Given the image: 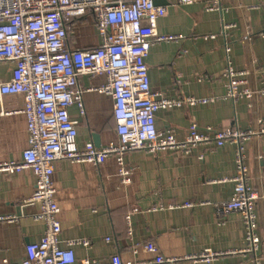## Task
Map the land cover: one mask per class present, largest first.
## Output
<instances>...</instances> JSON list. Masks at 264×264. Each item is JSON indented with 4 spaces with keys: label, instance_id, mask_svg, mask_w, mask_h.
I'll return each instance as SVG.
<instances>
[{
    "label": "crops",
    "instance_id": "1",
    "mask_svg": "<svg viewBox=\"0 0 264 264\" xmlns=\"http://www.w3.org/2000/svg\"><path fill=\"white\" fill-rule=\"evenodd\" d=\"M157 1V0H156ZM215 0H199L178 6L176 0H159L167 14L161 34L181 35L179 42L155 44L147 64L152 87L168 98L185 95L199 98L225 96L232 67L249 73L260 87L264 82V0H217L220 11H208ZM222 17L239 23L225 35L206 40L205 35L221 34ZM83 22V23H82ZM71 46L92 49L100 44L91 12L70 27ZM228 48V49H227ZM10 66H2L9 75ZM183 74L179 79L178 74ZM103 76H83L84 85L105 82ZM86 115L71 108L72 119L79 122V145H105L116 137L114 101L96 93L85 95ZM220 129L264 128V98L223 100L220 104L162 110L157 127L171 130L183 139L192 124ZM99 137L95 141L93 136ZM29 147L28 121L25 114L0 117V161H20ZM235 145L214 153H187L164 150L157 153L130 151L125 161L131 169V182L123 185L118 175V161L113 156L100 165L61 160L55 164L53 181L58 191L61 217L65 225L62 240L82 239L88 246L75 248L78 259L109 262L119 254L124 263L152 261L155 256L138 247L129 248L126 216L133 206L142 209L132 216L136 243H156L159 254L180 258L168 264H253V255L227 254L220 260L204 262L189 259L204 251L245 250L247 228L240 212L219 218L214 203L228 201L233 193L229 184H208L206 178L232 176L237 172ZM251 184L264 192V139L248 148ZM35 180L30 174H0V215H16L17 226L0 223V264L19 261L26 247L40 238L43 224L31 217L38 208L31 203ZM208 202L192 209L151 210L183 200ZM258 232L262 240L264 264V200L257 204Z\"/></svg>",
    "mask_w": 264,
    "mask_h": 264
},
{
    "label": "built area",
    "instance_id": "2",
    "mask_svg": "<svg viewBox=\"0 0 264 264\" xmlns=\"http://www.w3.org/2000/svg\"><path fill=\"white\" fill-rule=\"evenodd\" d=\"M199 0H176L178 6H189ZM208 11H220L215 0ZM95 16L100 44L92 49L71 46L70 27L89 13ZM167 14L165 6L156 0H0V117L25 114L28 121L29 147L20 161H0V174H30L35 180L31 203L38 211L31 219L41 222L40 238L26 247V256L19 261L5 260L3 264H126L119 254L109 262L98 259H78L75 248L88 246L82 239L62 240L65 225L61 217L58 191L53 181L55 164L61 160L73 163L104 164L108 158L118 161V175L123 185L131 182V169L125 161L130 151L157 153L181 150L187 153H214L235 145L237 172L228 177L206 178L208 184H231V198L214 203L219 218L240 212L247 228L248 247L245 250L211 251L190 256L189 259L212 262L227 254L253 255V264H263L262 240L258 232L257 204L264 192L250 180L247 164L251 143L264 139V128L220 129L200 127L194 123L188 135L180 139L171 130L157 127L162 110L220 104L223 100L264 98V82L258 87L249 73L232 67L225 72L229 79L225 96L199 98L185 95L168 98L151 85L147 60L157 43L179 42L181 35L161 34L160 26ZM221 34L205 35L216 39L239 23L222 17ZM228 49V48H227ZM10 66L9 75L2 66ZM83 76H103L105 82L84 85ZM182 79L183 74L179 73ZM96 93L112 97L116 137L105 145H79V122L72 119L70 110L76 107L86 115L85 95ZM264 178V175H263ZM205 201L183 200L176 204L152 207L151 210L192 209ZM136 206L126 216L129 248L138 247L155 256L152 261L127 264H168L177 257L159 254L154 242L136 243L132 216L141 213ZM16 215H0V223L17 226Z\"/></svg>",
    "mask_w": 264,
    "mask_h": 264
},
{
    "label": "water",
    "instance_id": "3",
    "mask_svg": "<svg viewBox=\"0 0 264 264\" xmlns=\"http://www.w3.org/2000/svg\"><path fill=\"white\" fill-rule=\"evenodd\" d=\"M158 1L159 0L156 1V4L159 3ZM93 138H94L95 141H98L99 140V137L96 134H94Z\"/></svg>",
    "mask_w": 264,
    "mask_h": 264
},
{
    "label": "rangeland",
    "instance_id": "4",
    "mask_svg": "<svg viewBox=\"0 0 264 264\" xmlns=\"http://www.w3.org/2000/svg\"><path fill=\"white\" fill-rule=\"evenodd\" d=\"M83 23V22H82Z\"/></svg>",
    "mask_w": 264,
    "mask_h": 264
}]
</instances>
